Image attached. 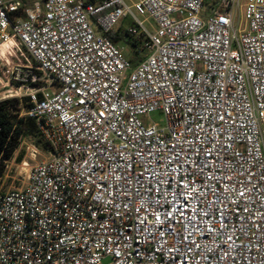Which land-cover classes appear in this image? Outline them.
I'll list each match as a JSON object with an SVG mask.
<instances>
[{"label":"built area","instance_id":"built-area-1","mask_svg":"<svg viewBox=\"0 0 264 264\" xmlns=\"http://www.w3.org/2000/svg\"><path fill=\"white\" fill-rule=\"evenodd\" d=\"M205 10L0 0V103L50 146L20 188L4 161L0 264H264V0ZM126 18L136 65L109 36Z\"/></svg>","mask_w":264,"mask_h":264},{"label":"trees","instance_id":"trees-1","mask_svg":"<svg viewBox=\"0 0 264 264\" xmlns=\"http://www.w3.org/2000/svg\"><path fill=\"white\" fill-rule=\"evenodd\" d=\"M217 2L218 0H206V6H213ZM109 36L116 44H120L122 41L127 42L132 51V57L129 58V61L133 65H136L146 54L142 40L132 39L127 33L125 36L118 34H110ZM16 44H19L21 47L17 48ZM14 45V58L17 57L19 59H17L18 62H26L28 55L26 54L24 46L18 41ZM17 105V99L6 100L0 103V185L1 179L5 174L4 161L12 160L21 144V138L31 141L35 146L45 152L50 150L49 144L40 135L37 121L30 117H20V108ZM20 157H18L19 160Z\"/></svg>","mask_w":264,"mask_h":264},{"label":"rangeland","instance_id":"rangeland-1","mask_svg":"<svg viewBox=\"0 0 264 264\" xmlns=\"http://www.w3.org/2000/svg\"><path fill=\"white\" fill-rule=\"evenodd\" d=\"M247 0H240V4H244L246 3ZM212 3V1H211ZM211 5H207L206 6V10L205 12H209L211 10ZM234 12H235V27H242L244 25V13L242 11V9L238 6L235 5L234 7ZM131 21L129 18L126 19H122L116 26V33L118 35H124L125 30L130 26ZM126 38V37H125ZM17 45V44H16ZM118 46L122 49L123 53L125 54V56L129 59L130 57H132V51L129 47V45L127 44L126 41H122L120 44H118ZM13 49L15 47V45H12ZM17 48H20L21 46L18 44L16 46ZM10 49V48H9ZM9 49H5V53L4 55L7 57L11 56L10 54V50ZM22 49V48H21ZM23 51V49H22ZM11 52L13 53L12 58L14 61H18L19 59L15 57L14 52L11 50ZM14 56V57H13ZM18 59V60H17ZM8 61H6L7 63ZM144 121H148V122H155L157 124H159L161 127L166 126V118L164 116V114H162L159 111L153 112L150 114L149 117H141ZM31 141L26 139V143H29ZM26 143L25 144H20L16 155L14 156L13 160L10 162L9 164V168L7 170V177L5 178V183L3 186V189L8 190V189H13V188H20L22 187L25 182H26V175L28 174L30 168L45 159L46 157V152L43 151L42 149H39V153L36 154L35 158H31L30 154L28 153L27 149H26ZM19 156L20 160H19Z\"/></svg>","mask_w":264,"mask_h":264}]
</instances>
